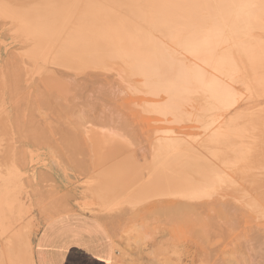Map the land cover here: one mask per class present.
<instances>
[{"label": "rangeland", "instance_id": "374dc122", "mask_svg": "<svg viewBox=\"0 0 264 264\" xmlns=\"http://www.w3.org/2000/svg\"><path fill=\"white\" fill-rule=\"evenodd\" d=\"M38 1H41V2H38ZM45 1L44 0H0V3H2V5L5 7L17 9L19 8V6L20 8L22 7L25 8L26 6L31 7L33 5H37V3L38 4L43 3ZM0 23H1L0 24V101H1L3 109L5 110L3 111L0 117V126L4 127L7 130L9 134L8 137L12 140L11 144L13 147H15V156H14L15 159H13V162L15 164V167L19 169L18 170L19 172L18 183H20L19 186L21 187V193H23L22 195L23 198L21 195L19 196V198L21 197L23 205L25 206L26 204L25 208H27L30 212V213L28 212V214L24 217L23 222L25 219H28V220H25L26 222L24 223L29 224L28 234H29V237H31L30 242L32 244L34 243V241L32 240L34 239L35 235L39 231L40 227L46 224V221L48 222L52 220L53 218L59 215L65 214V213H71V210H69L70 212H68V209L71 207L73 212L81 211V212L89 214L91 217H94L95 219L98 218L97 220L105 227V229L107 230V233L109 234L113 242L114 253H115L114 260L115 259L117 260L116 261L117 264H211V259H213L212 260L213 264L214 263L215 264H260V263L264 264V258H263L264 257V251H263L264 250L263 248L264 246V220H263L264 218V205H263L264 204L263 203L264 202V185H263L264 184V165H262V167H259L257 164H254L255 153L251 152V148L264 138V125H258L256 123V122H261L262 119L264 120V99H263L264 96L261 97L262 99L258 98L257 100L253 98L250 93L246 91V88H244L245 87L244 82L247 77H244L241 75L240 72L242 71V69L240 72L236 74L237 78L235 77V79H231L230 75L224 76L223 74L217 73L212 68L213 67L212 65L209 66L208 72L210 74V77L211 78L216 77L219 83L227 87L228 97L224 100H221L218 102H212V103H203L200 101L198 102L196 98L194 102L190 101L186 104L182 102L179 106L181 107L179 108L181 110H171L168 113L162 115V113H158L156 109L153 107L157 104L162 103V101H159L160 103L152 102V103H143L141 105H139L138 103L139 106H137V103L133 104L132 98L134 97L137 98V96H140V94H135L131 90V88H129V86L123 82L124 81V77L122 78L123 74L120 75L118 71L117 73H115L113 71L115 67L113 68L109 66L110 68H108V66H105L106 68L101 69L102 71L104 69V72H102L100 69H98L97 72L95 69L93 70L94 72L92 71V69H85V71L87 72L84 73V75L79 73L81 76H83V77L80 76L79 78H77L76 76L77 74L76 75L74 74L76 70H74L75 72H71V70L69 71V69H66L64 70L66 71V74L64 75L63 73L65 72H62L63 68L53 67V68H57L56 70L54 69L55 70L54 74H46L40 80L38 73H37L39 72V70L37 71L35 66H33L32 62L29 61L26 56L27 50L29 49L28 42L22 35L16 32V22H15L14 17H12L11 15L7 13L0 12ZM4 33H6L5 36H7V38L5 36L3 37ZM14 36H17V37L14 38ZM22 41H24L25 43H22ZM21 49H24V50H21ZM180 50H183V47H181ZM20 57L23 58V60L27 59L26 61H29L31 65L28 63H24L26 61H22ZM16 61H18L21 65H19V63ZM20 66H21V69H22V66H24V70L21 71ZM12 67H14L17 70H14V68ZM30 68H33V69H30ZM60 68L62 69L61 71H60ZM12 69L14 70V72H12L13 71ZM27 69H29L30 71ZM105 69H108V70L105 71ZM88 70L92 72H88ZM41 71H44V70H41ZM58 71H60L59 74H58ZM67 71L69 72L68 74L74 75V76L72 75V78L70 75L67 76L68 81L66 78ZM77 71L81 73L85 72L84 70L82 71L77 70ZM20 73H22L23 76L25 75L24 78L22 76L23 80L26 77H30V79L27 82H25V80L22 81ZM86 74H88V76ZM96 74H98V76H96ZM102 74L105 76H103ZM18 75L21 78V82L23 84L25 83V85L20 86L22 83L20 82V78ZM11 76H12V79H11ZM13 76L15 79H13ZM35 76H36V79L38 78L37 80H40L41 82L39 81L35 82L36 80ZM62 78H64V80ZM70 78L72 80H70ZM11 82L12 83L14 82L13 83L14 85ZM19 83L21 84L18 85L17 87V84ZM38 83H42V84L38 85ZM19 86L21 89L19 88ZM33 87L34 88L37 87L38 92L36 91L37 88L34 89ZM22 88L24 89V92L22 91ZM45 88H46L47 93L44 92ZM19 89L22 91L21 94H23V97H21L22 95L20 94ZM10 90L11 92H9ZM242 90H244V92ZM43 92L46 93L47 95L42 94ZM210 93L211 91H208V93L205 95H202V97H208ZM29 97L30 99L31 98L32 99L30 100ZM48 97H49V100L51 101L52 99L53 102L51 101V103H49L50 101L48 100ZM199 98H201V96H198V99ZM16 99L18 100V102L16 101ZM45 100L47 102H45ZM127 100H130L131 102ZM16 102L18 103V106L20 108H18ZM156 102H158V100H156ZM197 105H198L199 110L196 108ZM24 106H26L27 110H25ZM37 107L40 110L39 109L37 110ZM137 109L139 111H141L142 109L141 113H139ZM144 109L145 111H148V112H144ZM134 111L135 113H133ZM199 111H201L200 114H199ZM45 112H48V113H45ZM64 112L65 114H63ZM233 113H237V114L233 115ZM139 114H141L140 118L138 117ZM42 115H45L47 117L42 116ZM135 115L137 116L138 119L136 118ZM145 115L149 118L152 116L153 118L151 117L150 118L151 120L155 118V120H152V121L155 122L156 128H155L154 122L151 123L150 122L151 120L149 118L148 119L150 121H148ZM15 116L18 117L19 119L16 118ZM141 117L144 118L145 120L144 119L142 120ZM135 118L137 121H140L142 124L137 122L138 124L137 125L135 122L136 121ZM156 118H158L159 121L164 120L163 124L162 122L160 124L156 122ZM168 119L171 122L170 121L166 122L168 121ZM239 119L241 120V122ZM212 120L214 122H212ZM16 121L17 122L19 121L18 122L19 126L16 124L17 123ZM23 121L25 122L23 123ZM223 121H225V123H223ZM30 124L32 125V127ZM110 124L111 125L113 124V126H110ZM133 124H136L135 125L136 127H134ZM205 124L207 127L205 126ZM107 125L110 130L108 129ZM159 125L162 126L163 128H161ZM229 125L231 127L245 126L247 129H249L251 136L254 137L253 143L250 145L249 149L247 150V154L245 155L243 159H241L240 161L234 162L232 164L226 163V165L223 167L219 159H221L222 157L231 155L233 153L229 149L223 148L220 146L218 147V146L208 145V147H206V150H212V149L218 150L219 149L217 151L218 157L215 153L217 160H213V163L216 166H218L221 170V176H219V178L217 179V182L214 183L215 186L213 185V188L212 187L209 188L204 193V196L206 195L205 198L207 197L210 200H205L204 197H201L200 199H198L199 201L197 200L187 201L186 199L177 198V197L155 196L151 198H146L136 205H133L132 203H128V202H123V203L118 204L114 208H112L111 206L110 207L104 206V203H103L104 198L100 200V197H99L101 196L100 194L102 193V196H103L105 191L108 189L112 191L113 189L111 187H115L116 183L117 184L122 183V184H119L120 187L118 190H120V188L121 189L128 188L129 190L128 189L127 190L130 191V193L133 195V191H135L136 189V178L137 177L135 175V172L137 170L141 172V179L144 182H147L149 180L156 182L161 179V176L157 177V175L154 172H151L152 171L151 168H153V161L150 157V151L155 141L162 139L164 137L174 138L182 142L185 148H192L198 152H201L202 154H205L206 150L201 149V143L205 142L215 132L223 133L225 129L227 128V126ZM24 126L28 127L29 129L28 128L26 129ZM90 126L93 127V128L91 127L92 128L91 131L93 132V134L90 131L91 129ZM137 126L139 129L137 128ZM145 126L147 130L146 128H143ZM172 126H174L173 127L174 129H171ZM185 126L187 128L188 127H191V128L187 129ZM194 126H196L195 127L196 129L192 128ZM23 127L26 129V131ZM99 127L103 128L105 132L103 129H97ZM140 127L142 128V130ZM166 127L167 129L170 127L171 128L168 130H164L166 129ZM175 127L176 128L178 127L179 130L180 128H182L181 131H183L186 134L184 135L183 132L182 133L177 132L179 130H177ZM78 128H79L78 130L79 132L75 130ZM183 128H186V129L183 130ZM221 128H224V129L221 130ZM260 128H262V130ZM38 129H40V131H37ZM20 130H22L21 131L22 133L20 132ZM44 130L46 131V133ZM96 130L102 131V133L101 132L99 133H100L101 139H104L105 141L108 138L109 140L112 139V141H114L113 139L116 138L115 139L116 143L121 141L120 143H117V146H115L117 147L116 148L117 150L119 149L118 148L119 147L118 144H119L122 149L123 148L128 149L129 151L127 150L125 152L123 149V152H125L124 154L126 155V156L125 155L123 156L124 158L119 154L121 153L119 151H118L119 153L117 154H119L120 156H117V154L115 153L117 152V150L114 148L115 142H113V146L111 148L112 149L114 148L116 151L114 150L115 152L114 151H109V152L114 154L115 157L117 156L116 158H118L119 160L120 158L122 159L120 161L119 160L114 161L115 157L111 153H109L114 158L112 156L109 157L110 155L108 156L107 154L108 156L107 159L111 158L113 162L115 163H111L112 160L110 159L111 160L109 162L110 164L108 163L109 166H106L107 160H104L102 158V157H105L104 155L105 151L103 150L105 147L103 145H108V144L101 145L102 141L101 142L99 141L100 140V138H98L99 136L96 137V139L98 138L97 141H99L100 143L97 142V144L98 143L99 144L96 145L95 149L97 150V152L95 155L98 156L100 163L102 164L103 162L102 165L105 164L106 167L105 166L98 167L97 169L92 170L93 166L91 163L94 160L96 161L95 159L96 156L95 155L92 156V154H94L93 151L95 149L93 151H90L92 150L91 145L94 143L93 142L94 140H92V144H91V140H89L90 141L89 143L87 138L92 139L94 137L93 139H95L94 135L98 132ZM145 130L149 131V133L146 132ZM109 131L112 134H110ZM144 131L146 133H144ZM33 133L35 136L33 135ZM105 133L106 135L108 136L110 135V136L109 137L107 136L106 138ZM148 134L150 135L152 134V135L151 136L149 135L150 136L149 137L147 136ZM53 135H54V138L53 137L50 138ZM90 135H91V138L88 137ZM97 135L99 134H96V136ZM145 137L149 139L151 138L150 144L148 143L149 139L145 140L144 139ZM16 139L20 142L16 143L17 142ZM44 139H45V142H44ZM57 139L59 140L61 139L60 142ZM53 141H56V143ZM21 142H22V145H20ZM147 143L150 146H148ZM88 144L90 147L88 146ZM58 146L59 147L61 146V147L59 148ZM98 146H103L102 147L103 151H101L100 150L101 147H98ZM19 147H22V148L18 149ZM68 148H69V151L67 152H69L70 154L67 152H64ZM109 148H110L109 146L108 148L106 147L105 149L106 153L108 152ZM16 149L18 151H16ZM122 149H119V150L121 151ZM60 150L62 151V154ZM101 152H103L104 154ZM123 152L121 153L122 155H123ZM263 152H264V148H263ZM17 153L19 154V156H21L20 158ZM100 153L103 154L102 157H100L101 156L99 155ZM25 154H26L27 159L25 157ZM65 155L68 156V158ZM17 157H18V160H16ZM24 157L26 161L24 160ZM81 157H83L84 159L83 158L81 159ZM99 157L102 158V160H104L105 162L101 161ZM32 158H33V161L31 162ZM66 159H67V162H66ZM79 159H81V161H79ZM99 160H98V163H99ZM16 161H20V162L16 163ZM24 161L26 162V164H23L25 163ZM133 161L135 163H133ZM80 162H82L83 165H81ZM18 163L21 164L22 166L20 167L21 169L19 168L20 164ZM88 164H90V166L92 167H90ZM95 164H97V162ZM130 164L132 166H130ZM83 168H84V171H82ZM102 168L104 169L102 170ZM61 170H64L65 172L64 171L61 172ZM87 171L88 173L89 171L90 173L93 171L91 173L92 175L86 174ZM115 171H117L118 173L114 174ZM123 174L125 177L123 176ZM143 174L145 175V178ZM87 177H90L93 180L88 181L90 178L87 180ZM92 177L97 178V179H94ZM19 178H22V179L20 180ZM121 178H123V180ZM124 179L126 180L124 181ZM95 180L97 181L95 182ZM98 180H101V181H98ZM93 187H96V188L94 189ZM87 188L89 190L88 191L89 193L85 192ZM92 188L94 189L93 191H92ZM117 188H118V185L114 188L115 191ZM96 190L98 192H96ZM94 191L95 193H92ZM83 192H84V195L80 194ZM89 194L91 196H89ZM85 196L86 198H84ZM87 198L88 200H85ZM79 200L81 201L84 200V201L79 202ZM90 200H93V201L89 203ZM219 200H222V201H219ZM247 200L249 201L252 200V203L259 206V209L253 212L243 207L241 203ZM62 201L68 203L67 204L68 207L67 205H65L66 203L64 204L62 203ZM56 203L57 205L59 203V206L62 205L60 206L62 207V210L65 209L67 210V212L63 213L61 209L59 210L60 207L56 206ZM84 204L88 205L89 210L82 209V206ZM99 204L103 208H99L100 207ZM181 205L183 207L190 206V208L185 207L184 209H182L183 207ZM191 205L193 206L192 208H191ZM51 206L53 209L51 208ZM160 206H163V208ZM55 207H57L58 211H61L62 213L60 212L58 214V211ZM165 207L168 209L165 210L166 209ZM48 208L52 210L50 211L48 210ZM91 208L93 209V212ZM174 208H176L177 211L174 210ZM186 208L188 210L190 209L189 211L187 210L188 211L187 215L185 211ZM103 209L106 210L104 211V213L106 212L105 214L101 212V210ZM172 209L174 212H172ZM113 210L115 211L113 212ZM182 210L184 211L183 213H182ZM49 211L54 213V215L52 214L53 215L52 216ZM97 211L98 213L99 212L101 213V215L99 213L100 216L96 213ZM109 211L110 213H108ZM165 211L167 214L165 213ZM169 211L171 214L169 213ZM190 211L191 213H189ZM55 212H57V215H55ZM159 212L161 213L159 214ZM43 213L46 214L45 217ZM162 213H164L165 215ZM169 214L171 217L168 216ZM175 214H177L179 218ZM50 215H51V218L49 217ZM242 215L245 217H243ZM103 216L105 217V219H103L104 218ZM180 216L182 217L180 218ZM246 216H248L249 218H246ZM259 216H261V218ZM32 217L34 218V220ZM46 217L48 218L46 219ZM244 218H246L248 222ZM36 220L39 222V224ZM34 221L37 223H35ZM244 222H245V225H244ZM261 229L263 230L260 231ZM241 233H243V235ZM255 233L257 236L255 235ZM239 234H241V236ZM245 236L246 237L248 236L249 238H246ZM252 237L254 239H251ZM234 238H236L237 240ZM261 238H262V241H260ZM239 241L240 243L244 242L243 243L244 245L243 244L240 245ZM233 242H236V243L234 244ZM230 243H232V245H230ZM259 244L261 248L259 247ZM233 245L236 246L235 249L234 247H232ZM242 245L244 247H242ZM0 248H1V241H0ZM254 253L255 254L257 253V254L255 255ZM213 255L214 257L216 256L217 257L213 258ZM209 256L210 257L212 256V257L210 258ZM209 258L210 260H208Z\"/></svg>", "mask_w": 264, "mask_h": 264}, {"label": "bare ground", "instance_id": "6f19581e", "mask_svg": "<svg viewBox=\"0 0 264 264\" xmlns=\"http://www.w3.org/2000/svg\"><path fill=\"white\" fill-rule=\"evenodd\" d=\"M38 2H41V1H38ZM0 12L7 13V14L11 15L12 17H14L15 22H16V32L18 34L22 35L26 39V41L28 42L29 49L27 50L26 56H27L28 60L32 62L33 66H35L37 71L39 70V72H37V73H38L40 80L46 74H54V72L57 68H53V67L63 68L62 72H65V73H63L64 75L66 74V71H64L66 69H69V71L71 70V72H75L74 70H76V72L74 74L75 75L77 74L76 75L77 78H79L81 76L80 74L84 75V73L87 72V71H85V69H92V71L95 69L97 72L98 69L101 70L102 68H106L105 66H108V68H110V67L114 68L115 67L116 70L113 69V71L115 73H117V71H118V73H120V75L123 74V76H122V78L124 77L123 82L125 84H127L129 86V88H131V90L135 94H140V96H137V98L136 97L132 98L133 104L137 103V106H139L143 103H152V102L153 103H160L159 101H162V103L157 104L153 107L156 109V111L158 113H162V115H164L171 110H181V109H179V108H181L179 106L182 102H184L185 104L190 102V101L194 102L196 100V98H197L198 102L200 101L203 103H212V102H218V101L224 100L228 97L227 87H225L223 84L219 83L217 81L216 77H212V78L210 77V74L208 72V67L212 65L213 66L212 68L217 73L223 74L224 76L230 75L231 79H235V77L237 78L236 74L238 72H240L242 69V71L240 72L241 75L244 77H247L245 79V82H244V86H245L244 88H246V91L248 93H250L253 98H255L257 100H258V98H261L264 96V0H46L43 3H39V4L37 3V5H33L31 7L26 6L25 8H23V7L20 8V6H19V8H17V9L5 7L2 5V3H0ZM2 27H3V25H2ZM5 35H6V33H4L3 37ZM11 36H13V35H11ZM5 37L7 38V36H5ZM16 37L17 36H14V38H16ZM22 43H25V42L22 41ZM181 47H183V50H180ZM21 50H24V49H21ZM17 55H18V53H17ZM24 59H25V57H24ZM21 60L26 61L27 59L23 60V58H21ZM29 61H26L24 63L30 64ZM16 62H18V61H16ZM19 65H21V64L19 63ZM50 66H52V67H50ZM12 68H14V67H12ZM61 68H60V71L62 70ZM20 69H21V66H20ZM30 69H33V68H30ZM14 70H17V69L14 68ZM14 70L12 72H14ZM22 70H24V66H22L21 71ZM27 70H29V69H27ZM41 70H44V71H41ZM77 70H80V71L84 70L85 72L81 73ZM106 70H108V69H105V71ZM60 71H58V74ZM92 71L88 70V72H92ZM9 72H10V70H9ZM102 72H104V69ZM4 73H5V71H4ZM17 73H18V71H17ZM22 73H20L21 78L23 76ZM56 73H57V71H56ZM68 73L69 72L67 71L66 78L69 75L72 78L73 74H68ZM207 73H208V75H207ZM86 75L88 76V74H86ZM20 76H19V78H20ZM24 76H23V78H24ZM87 76H86V78H87ZM96 76H98V74H96ZM103 76H105V75H103ZM117 76H119V75H117ZM81 77H83V76H81ZM7 78H8V76H7ZM21 78H20V82H21ZM23 78H22V81L25 80V82H27L30 79V77H26L24 80H23ZM71 78H70V80H72ZM89 78H90V76H89ZM120 78H121V76H120ZM240 78H241V76H240ZM11 79H12V76H11ZM13 79H15L14 76H13ZM35 79H36V76H35ZM37 79L35 80V82H37V81L41 82L40 80H37ZM62 79L64 80V78H62ZM67 81H68V78H67ZM77 81H78V79H77ZM21 83L17 84V87ZM39 84L41 85L42 83H38V85ZM22 85H25V83L24 84L22 83L20 86H22ZM29 85H31V84H29ZM20 86H19V88H20ZM29 87H28V89H29ZM235 87H237V86H235ZM36 88H34V89H36ZM244 88H242V89H244ZM14 90H15V88H14ZM22 91L24 92L23 88H22ZM22 91L20 90V94ZM36 91L38 92V88L36 89ZM208 91H211V93L208 95V97H202V95L207 94ZM242 91L244 92V90H242ZM9 92H11V90ZM44 92H46V88H45ZM44 92L42 94L47 95L46 94L47 92L46 93H44ZM245 94H247V93H245ZM21 95H22L21 97H23V94H21ZM79 95H77V96H79ZM129 96H130V94H129ZM198 96H201V98H199L200 100L198 99ZM44 98H46V97H44ZM52 98H54V97H52ZM14 99H15V97H14ZM29 99H30V97H29ZM35 99H36V97H35ZM48 100H49V97H48ZM156 100H158V102H156ZM16 101L18 102L17 99H16ZM51 101H52V99H51ZM51 101L49 103H51ZM127 101H130V100H127ZM247 101H248V99H247ZM252 101H250V102H252ZM17 102H16V104L18 106ZM45 102H47V101L45 100ZM138 103H139V105H138ZM194 104H196V103H194ZM24 107H25V110H27L26 106H24ZM111 107H113V106H111ZM18 108H20V107L18 106ZM196 108L198 109V105L196 106ZM38 109L39 108L37 107V110ZM134 110H136V109H134ZM151 110H153V109H151ZM192 110H193V108H192ZM3 111H5V110L3 109L1 101H0V117L3 113ZM141 111H142V109H141ZM141 111H139V113H141ZM144 112H148V111H145V109H144ZM200 112L201 111H199V114H200ZM45 113H48V112H45ZM133 113H135V111ZM63 114H65V112ZM234 114H237V113H233V115ZM238 115H239V113H238ZM42 116H45V115H42ZM47 116H48V114H47ZM47 116H45V117H47ZM140 116H141V114L138 115L139 118H140ZM230 117H231V115H230ZM237 117H239V116H237ZM16 118H18V117H16ZM136 118H137V116H136ZM136 118H135V120H136ZM148 118L149 117H147V119ZM143 119L144 118H142V120ZM149 119H148V121L151 120V119L150 120ZM157 119L158 118H156V122H158L159 124L162 122V124H163L164 120L159 121V119L158 120ZM211 119H212V117H211ZM43 120H44V118H43ZM152 120H155V118ZM152 120L150 121L151 123L154 122ZM251 120H252V118H251ZM169 121L170 120L168 119V121H166V122H169ZM18 122L16 123L17 125H18ZM24 122L25 121H23V123ZM39 122H41V121H39ZM114 122H115V120H114ZM135 122H136V124H137V122L142 124L140 121H137V120ZM150 122H149V124H150ZM212 122H214V121L212 120ZM240 122H241V120H240ZM23 123H22V125H23ZM223 123H225V121H223ZM249 123H250V121H249ZM256 123L258 125H264V120L262 119L261 122H256ZM136 124H133L134 127H136L135 126ZM47 125H49V124H47ZM154 125H155V122H154ZM92 126H93V124H92ZM92 126H90V128ZM110 126H113V124L112 125L110 124ZM117 126H118V124H117ZM150 126H151V124H150ZM205 126H206V124H205ZM31 127H32V125H31ZM107 127H108V125H107ZM160 127L163 128L162 126H160ZM173 127L174 126H172V128L171 127L170 128L174 129ZM195 127L196 126H194L192 128H195ZM20 128H21V126H20ZM23 128H22V130H23ZM25 128L27 129L28 127H25ZM41 128H42V126H41ZM84 128H85V126H84ZM92 128L90 129V131L92 130ZM137 128H138V126H137ZM143 128H146V126ZM155 128H156V125H155ZM170 128H168V129H170ZM186 128H183V130ZM188 128H191V127H188ZM26 129H25V131H26ZM97 129H103V128L99 127ZM108 129H109V127H108ZM168 129L166 127V129H164V130H168ZM176 129L179 130L178 127ZM222 129H224V128H221V130ZM253 129H255V128H253ZM260 129L262 130V128H260ZM22 130H20V132ZM75 130L78 131L79 128L75 129ZM141 130H142V128H141ZM146 130H147V128H146ZM162 130H160V131H162ZM181 130H182V128H180V130L177 132L182 133L183 131H181ZM37 131H40V129H38ZM96 131H98V130H96ZM145 131H144V133H146V132L149 133V131H146V132ZM32 132H34V131H32ZM87 132H89V131H87ZM99 132L102 133L101 130L98 131L96 134H99V135H97V136L94 133L95 139H96V137L99 136L98 137V138H100L99 141L100 142L102 141L101 145L108 144V145H103L105 147L103 149L105 151L104 152L105 154L103 152H101L105 155V157H102L103 154H101V153L99 155H101L100 157H102L104 160H107L106 163L108 164L112 160L111 158H110L111 160L107 159L108 156L109 155H110L109 157H111L112 155L114 156V154H112L109 151H114L117 148V147H115V146H117V143H120L121 141L116 143V141H115L116 138L113 139L114 141H112V139H110L111 140L110 141L109 138L105 141L104 139H101ZM104 132H105V130H104ZM186 132H188V131H186ZM45 133H46V131H45ZM109 133H110V131H109ZM35 134H36V132H35ZM88 134H90V133H88ZM92 134H93V132H92ZM110 134H112V133H110ZM115 134H116V132H115ZM185 134L186 133H184V135ZM191 134H192V132H191ZM33 135H34V133H33ZM105 135H106V133H105ZM149 135L150 134H148L147 136H149ZM8 136H9V134H8L7 130L4 127L0 126V241H1L0 264H34V260H33V256H32V253H33L32 252V243L30 242L31 237H29V234H28L29 224L24 223V222H26L25 220H28V219H25L23 222V219L28 214L29 210L27 208H25L26 204H25V206L23 205L21 197L19 198L20 195L21 196L23 195V193H21V187L19 186L20 183H18V181H19L18 180V177H19L18 176V174H19L18 170L19 169H17L15 167V164L13 162V159H15L14 158L15 147L12 146V144H11L12 140ZM107 136L108 135H106V138H107ZM29 137H31V136H29ZM52 137L54 138V135L51 136L50 138H52ZM88 137L91 138V135ZM146 137L144 138L145 140L149 139ZM79 138H81V137H79ZM93 138L92 139L87 138L88 141L91 140V144H92V140H94L93 141L94 143L91 145L92 150H90V151H93L96 148V145H98L100 143L99 141H97L98 138L96 140ZM45 139H44V142H45ZM87 139H86V141H87ZM150 139L148 140L149 144H150ZM253 139H254V137L251 136L249 129H247L245 126H237V127L233 126V127H231L229 125V126H227V128L225 129V131L223 133L215 132L205 142H202L201 143V149L206 150V147H208V145H213V146H218V147L220 146V147L229 149L233 154L222 157L221 159L218 158L221 161V165L223 167L226 165V163L232 164L234 162H237V161H240L241 159H243L245 157V155L247 154V150L249 149L250 145L253 143ZM57 140H59V139H57ZM60 140H59V142H60ZM38 141H40V140H38ZM81 141H83V140H81ZM104 141L107 143H105ZM18 142H20V141L17 140L16 143H18ZM28 142H29V140H28ZM53 142L56 143V141H53ZM97 142H99V143L97 144ZM109 142H110V144H109ZM113 142H115L114 143L115 149L111 148L113 146ZM89 143H90V141H89ZM111 143H112V145H111ZM77 144H78V142H77ZM149 144H148V146H150ZM20 145H22V142ZM56 145H58V144H56ZM93 145H95V146H93ZM88 146H89V144H88ZM103 146H98V147H101V149H100L101 151H103L102 150ZM108 146L110 148L108 149V152L106 153L105 149H106V147L108 148ZM118 146H119L118 147L119 149H122L119 144H118ZM20 148H22V147H19L18 149H20ZM75 148H77V147H75ZM263 148H264V138L262 140H260L257 144H255L251 148V152L255 153L254 164H257L259 167H262V165H264ZM56 149H57V147H56ZM110 149H112V150H110ZM119 149L118 150L116 149L117 152H115L116 150L114 152L116 154L119 152L122 153L124 148L121 151ZM127 150L128 149H124L125 152ZM218 150H215V149L206 150V153L202 154L201 152H198L192 148H185L182 142H180L179 140H176L174 138H165L164 137L162 139H159L153 143V146H152L151 151H150V157L153 161V168H151L152 169L151 172H154L157 175V177L161 176V179L159 181H156V182H153L150 180L147 182H144L141 179V172L139 170H137L135 172V175L137 177L136 178V189H135V191H133V195L130 193V191H128L129 190L128 188H127L128 190L125 188L124 189L120 188V190H118L120 187L119 184H122V183H119V184L116 183L115 187L118 185V188L116 189V191L114 189L115 187H111L114 191L113 190L111 191L110 189H108L105 191L103 196L101 193L100 194L101 196H99L100 200L104 198L103 199L104 206H106V207L111 206L112 208H114L115 206H117L118 204L123 203V202H128V203H132L133 205H136L146 198H151V197H155V196L177 197V198L186 199L187 201H196V200L199 201L198 199H200L201 197L205 198V196H206V195L204 196L205 191L211 187L213 188L214 183L217 182V179L219 178V176H221L220 168L213 163V160H217L215 153L217 155ZM16 151H18V150L16 149ZM67 151H69V148L67 150H65L64 152H67ZM94 151H93L94 154H92V156L95 155L97 152L96 149ZM23 152H25V151H23ZM125 152H123V155L121 153H119V154L123 157L125 155L124 154ZM67 153H69V152H67ZM88 153H90V152H88ZM109 153H111L112 155ZM61 154H62V151H61ZM107 154H108V156H107ZM119 154H117V156H120ZM23 155H24V153H23ZM18 156H19V154H18ZM95 156L94 157H95L96 161L94 160L91 163L94 168L92 166H90V164H88L90 167H92V170L97 169L98 167L105 166V164L102 165L103 162H102V164L100 163L98 156L97 155H95ZM20 157L21 156H19V158ZM25 157H26V154H25ZM25 157H24V160H25ZM66 157L68 158V156H66ZM83 157H81V159ZM94 157H93V159H94ZM116 157L114 158V161L119 160ZM217 157H218V155H217ZM102 158H100L101 161H104V160H102ZM26 159H27V157H26ZM81 159H79V161H81ZM121 159L122 158H120V160ZM16 160H18V157ZM21 160H23V159H21ZM98 160H99V163H98ZM20 161H16V163L20 162ZM32 161H33V158L31 160V162ZM66 162H67V159H66ZM96 162H97V164H95ZM80 163H81V165H83L82 162H80ZM111 163H115V162H113V160H112ZM129 163H130V161H129ZM133 163H135V162L133 161ZM18 164H20V163H18ZM23 164H26V162ZM107 164H106V166H109L110 163L108 165ZM131 164H132V162H131ZM131 164H130V166H132ZM136 164H137V162H136ZM78 165H80V164H78ZM25 166H27V165H25ZM20 167H22L21 164H20L19 168ZM90 167H89V169H90ZM85 168H87V167H85ZM103 169L104 168H102V170ZM130 169H131V167H130ZM85 170H87V169H85ZM62 171H64V170H61V172ZM82 171H84V168ZM90 171H89V173L87 171L86 174L89 175L93 172L92 171L90 173ZM131 171H132V169H131ZM117 173L118 172L115 171L114 174H117ZM43 175H44V173H43ZM91 175H90V177H91ZM123 176H124V174H123ZM126 176H128V175H126ZM90 177H87V180ZM92 178H94V177H92ZM144 178H145V175H144ZM19 179L21 180L22 178H19ZM94 179H97V178H94ZM121 179L123 180V178H121ZM126 179H124V181ZM90 180H93V179L90 178L88 181H90ZM130 180H131V178H130ZM96 181L97 180H95V182ZM98 181H101V180H98ZM237 181H239V180H237ZM120 182H122V181H120ZM112 184H114V183H112ZM262 184H263V182H262ZM85 187H87V186H85ZM121 187H122V185H121ZM88 188L86 189L87 191L85 190L86 193H89ZM93 188L95 189L96 187H93ZM93 188H92V191L94 190ZM131 188H133V187H131ZM36 192H38V191H36ZM96 192H98V191L96 190ZM92 193H95V191ZM80 194L84 195V192L80 193ZM89 196H91V195L89 194ZM96 196H97V194H96ZM22 198H23V196H22ZM84 198H86V196ZM88 198L85 200H88ZM206 198H205V200H210L209 198H207V199ZM94 200H95V198H94ZM202 200H204V199H202ZM83 201L84 200H82V201L79 200V202H83ZM91 201H93V200H90L89 203ZM97 201H99V200H97ZM219 201H222V200H219ZM62 203L65 204L66 202L62 201ZM67 204L68 203H66L65 205H67ZM183 205H184V203H183ZM241 205H243V207H245L246 209L253 211V212H255L259 209V206L252 203V200H250V201L247 200V201L241 203ZM56 206L60 207L62 205L59 206V203H58V205L56 203ZM67 207H68V205H67ZM97 207H99V206H97ZM119 207H120V205H119ZM160 207L163 208V206H160ZM177 207H179V206H177ZM185 207H187V206H185ZM185 207H183L182 209H184ZM192 207L193 206L191 205V208ZM51 208H52V206H51ZM55 208L57 209V207H55ZM99 208H103V207L100 205ZM187 208H190V206ZM187 208L185 210L186 215H187V212L190 210V209L188 210ZM60 209L62 210V207H60L59 210ZM82 209L83 210H89V207H88V205L84 204L82 206ZM167 209L168 208H166L165 210H167ZM48 210H50V208H48ZM69 210H71V212H73L71 207L68 209V212H70ZM98 210H100V209H98ZM174 210H176V208H174ZM57 211H58V209H57ZM104 211H106V210L105 209L101 210V212H103V213H104ZM114 211L115 210H113V212ZM191 211L189 213H191ZM216 211H217V209H216ZM60 212L61 211H58V214ZM62 212L65 213V212H67V210L64 209V210H62ZM92 212H93V209H92ZM172 212H174L173 209H172ZM178 212H179V210H178ZM183 212L184 211L182 210V213ZM50 213H51V215L52 214L54 215V213H52V212H50ZM96 213L99 215L100 212L98 213V211H97ZM108 213H110V211ZM160 213L161 212H159V214ZM165 213H166V211H165ZM169 213H170V211H169ZM162 214H164V213H162ZM170 214L168 216H170ZM45 215L46 214H44V217H45ZM51 215L49 216L50 218H51ZM55 215H57V212H55ZM100 215H101V213H100ZM175 215H177V214H175ZM244 215H246V214H244ZM182 216H180V218ZM223 216H224V214H223ZM243 217H245V216H243ZM259 217L261 218V216H259ZM47 218L48 217H46V219ZM178 218H179V216H178ZM246 218H249V217L246 216ZM246 218H244V219H246ZM99 219H100V217H99ZM103 219H105V217ZM33 220H34V218H33ZM37 220H38V218H37ZM263 220H264V218H263ZM246 221H247V219H246ZM37 222H35V223H37ZM46 223H47V221H46ZM38 224H39V222H38ZM244 225H245V222H244ZM34 228H36V227H34ZM37 229H38V227H37ZM262 230L263 229H261L260 231H262ZM244 232H246V231H244ZM247 233H249V232H247ZM256 233H257V231H256ZM256 233H255V235H256ZM241 234L243 235V233H241ZM241 234H239V235L241 236ZM250 234H252V233H250ZM245 235H246V233H245ZM246 238H249V237L247 236ZM234 239H236V238H234ZM251 239H254V238L252 237ZM260 241H262V238L260 239ZM229 242H231V241H229ZM233 243L235 244L236 242H233ZM239 243H240V241H239ZM243 243L241 242L240 245ZM252 244H251V246H252ZM230 245H232V243H230ZM243 245H242V247H244ZM232 247H234V249H235L236 246L233 245ZM259 247H260V244H259ZM259 247H257V248H259ZM263 248H264V246H263ZM232 250H233V248H232ZM216 257H214V255H213V258H216ZM210 258L208 260H210ZM257 259H259V258H257ZM212 260L213 259H211V264H213ZM116 261L117 260L115 259L113 264H117ZM218 261H219V259H218ZM254 261H255V259H254ZM185 263H186V261H185ZM260 264H262V263H260Z\"/></svg>", "mask_w": 264, "mask_h": 264}, {"label": "crops", "instance_id": "0c3cea01", "mask_svg": "<svg viewBox=\"0 0 264 264\" xmlns=\"http://www.w3.org/2000/svg\"><path fill=\"white\" fill-rule=\"evenodd\" d=\"M35 236L34 264L114 263L113 242L107 230L87 213L59 215L42 225Z\"/></svg>", "mask_w": 264, "mask_h": 264}]
</instances>
